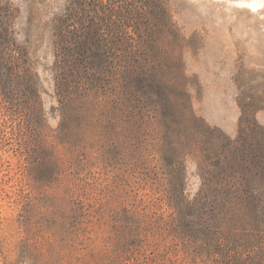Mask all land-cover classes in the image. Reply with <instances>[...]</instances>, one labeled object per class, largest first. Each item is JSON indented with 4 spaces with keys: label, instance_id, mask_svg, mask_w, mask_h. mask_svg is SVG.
Segmentation results:
<instances>
[{
    "label": "rangeland",
    "instance_id": "obj_1",
    "mask_svg": "<svg viewBox=\"0 0 264 264\" xmlns=\"http://www.w3.org/2000/svg\"><path fill=\"white\" fill-rule=\"evenodd\" d=\"M72 1L0 0V264H264V0H85L133 38L116 69L173 108L115 71L73 135L53 71Z\"/></svg>",
    "mask_w": 264,
    "mask_h": 264
},
{
    "label": "trees",
    "instance_id": "obj_2",
    "mask_svg": "<svg viewBox=\"0 0 264 264\" xmlns=\"http://www.w3.org/2000/svg\"><path fill=\"white\" fill-rule=\"evenodd\" d=\"M84 2L85 0H73L69 15L67 14L65 18L54 25L58 40L54 42L56 62L53 71L56 75L57 96L62 116L66 123L64 129L68 130L72 135L74 132H84L82 118L79 117L81 108H84L91 115L90 119L96 120L97 125L102 124L104 113L97 114V112H100L101 106H95L90 96L91 94L99 96L100 92L102 94L105 93L106 86L112 83L111 81L114 77L112 73L115 71L120 72V78L123 80L121 87L124 88V95H128L129 99L133 98L135 101H141L142 96H148L149 99L158 97L162 102L170 104V108H173V97L170 94V88L166 87L165 81H158V87H153L147 82H143L138 76H132V72H135L136 69L132 64L129 65V62L119 65L120 69H116L110 56H118L119 54L113 52L110 45L118 44L120 46L118 48L119 52L127 51L129 46H126L125 41L133 38L128 29L125 30V28L121 27V34L116 35L113 40H109V33H112L111 25L107 23L105 17L97 16L87 21L81 16ZM98 4L99 6L103 5L101 6L102 9L108 6L102 0H98ZM68 17L71 20L67 19ZM76 24H80L79 28ZM126 28L129 27L127 26ZM133 63H137L136 60ZM95 70H99V73H95ZM114 79L117 83L119 82L118 78L115 77ZM26 81L30 92H37L38 94V80L32 73L31 67L26 71ZM80 100L84 101L83 107L78 106V101ZM91 107L95 108L92 109ZM205 133L207 134L208 130L203 127H199L196 130L195 127L194 133L189 136L196 137L197 134H200L202 137ZM213 139L217 142H222L219 137ZM199 142L201 143V140ZM220 148L226 149L228 146ZM196 204L197 200L194 202V205ZM202 205L204 204L200 200L197 204L198 207H196L197 210H202ZM234 211L236 209L232 212ZM193 215L195 216L194 213L190 216Z\"/></svg>",
    "mask_w": 264,
    "mask_h": 264
}]
</instances>
